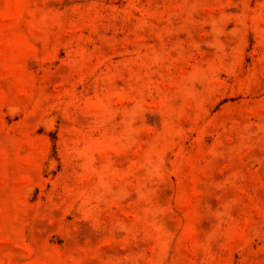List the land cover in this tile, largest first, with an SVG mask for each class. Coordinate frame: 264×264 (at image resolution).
Wrapping results in <instances>:
<instances>
[{
	"label": "rangeland",
	"instance_id": "obj_1",
	"mask_svg": "<svg viewBox=\"0 0 264 264\" xmlns=\"http://www.w3.org/2000/svg\"><path fill=\"white\" fill-rule=\"evenodd\" d=\"M0 264H264V0H0Z\"/></svg>",
	"mask_w": 264,
	"mask_h": 264
}]
</instances>
